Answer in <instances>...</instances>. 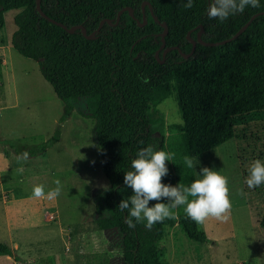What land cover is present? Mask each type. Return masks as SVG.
I'll return each mask as SVG.
<instances>
[{
	"label": "trees",
	"instance_id": "1",
	"mask_svg": "<svg viewBox=\"0 0 264 264\" xmlns=\"http://www.w3.org/2000/svg\"><path fill=\"white\" fill-rule=\"evenodd\" d=\"M36 1L0 0V28L6 12L21 10L14 18L13 48L38 63L55 95L67 104L65 116L74 110L72 103L88 100L90 114L84 117L95 121L100 166L109 182L107 190L97 192L98 228L120 232L125 264H167L158 244L166 227L178 225L191 241L206 244V234L187 217L183 206L174 210L176 219H166L150 230L146 221L129 228L127 211L117 207L132 194L124 176L132 170L131 162L139 150L151 145L157 151L175 153L174 160L166 162L169 175L163 183L190 186L196 176L194 168L184 164V156L201 158L230 142L237 128L264 123V15L233 42L217 47L198 43L188 59L177 50L171 51L163 64L157 59L164 32L159 22L168 26L166 47H178L189 55L191 40H198L201 26L203 42L227 40L253 15L264 12V0H260V7H248L223 22L209 19L212 0H194L190 9L184 7L187 0H42V11L49 18L67 28L82 25L88 35L101 22L110 21L94 40H87L80 30L70 34L43 18ZM144 3L149 5L143 8ZM125 8H131L135 18L125 12L117 22L118 13ZM144 17L146 24L140 27L137 20L143 24ZM163 53H159L160 61ZM2 65L0 56V80ZM173 90L182 125L177 127L178 139L167 148L164 139L154 136L151 111ZM0 139L17 155L28 152L29 157H37L59 141L60 132L33 146ZM260 226L264 228V218ZM0 254L14 257L1 241Z\"/></svg>",
	"mask_w": 264,
	"mask_h": 264
},
{
	"label": "rangeland",
	"instance_id": "2",
	"mask_svg": "<svg viewBox=\"0 0 264 264\" xmlns=\"http://www.w3.org/2000/svg\"><path fill=\"white\" fill-rule=\"evenodd\" d=\"M20 12H6L0 28V138L27 146L48 142L57 132L60 139L45 155L23 164L0 139V241L14 256L0 254V264H125L120 232L101 231L96 223L97 192L107 190L109 182L100 166L95 121L84 117L90 114L88 100L72 103L74 110L65 116L67 104L55 95L38 63L13 48L14 18ZM151 123L155 138L164 139L167 148L178 139L182 119L174 90L152 107ZM197 159L196 179L202 167L228 177L231 216L226 222L210 217L199 225L206 244L191 241L178 225L166 227L158 243L164 261L264 264V185L250 189L245 183L251 163L264 161V123L237 128L230 142ZM57 178L63 184L59 197L32 196L34 186L44 185L47 192Z\"/></svg>",
	"mask_w": 264,
	"mask_h": 264
},
{
	"label": "clouds",
	"instance_id": "3",
	"mask_svg": "<svg viewBox=\"0 0 264 264\" xmlns=\"http://www.w3.org/2000/svg\"><path fill=\"white\" fill-rule=\"evenodd\" d=\"M194 0H187L185 8H192ZM260 7V0H212L208 8L209 19L226 21L230 16L243 13L246 8ZM175 153L155 150L151 145L141 148L137 157L131 162V171L124 176V184L131 189L128 199H123L117 206L122 212L127 211L126 223L129 228L146 221L145 227L152 229L154 225L163 223L166 219H176L175 209L183 206L188 218L198 225L204 224L210 217L221 221L230 219L232 201L230 199L229 179L219 171L202 167L199 179L190 186L163 183L169 175L167 161H172ZM23 164L29 159V153L24 152L16 157ZM187 168H195L200 161L196 157L184 156ZM18 171L22 172L23 167ZM246 178V185L255 189L264 185V161L254 160ZM55 188L45 191L44 185H36L32 196L36 199L53 200L62 194L63 184L59 178L54 181ZM155 203L150 206V202ZM166 201V202H165Z\"/></svg>",
	"mask_w": 264,
	"mask_h": 264
},
{
	"label": "water",
	"instance_id": "4",
	"mask_svg": "<svg viewBox=\"0 0 264 264\" xmlns=\"http://www.w3.org/2000/svg\"><path fill=\"white\" fill-rule=\"evenodd\" d=\"M41 4H42V0H37V1H36V9H37V11L39 12V14H40L43 18H45V19L48 20L49 22H51V23H53V24H55V25H57V26H59V27L65 29V30H66L68 33H70V34H73V33H75L76 31L80 30L81 33H82V35H83L87 40H94V39H95V36H96L97 34H99V32H100L102 26H103L105 23H109V24H111L110 21L105 20V21L101 22L99 28H98L95 32H93L91 35H88V34H87V30H86V28H85L84 26H82V25L74 26V27H72V28H67L63 23L57 22V21H55V20L49 18V17H48L43 11H42ZM146 5H149V4H148V3H144V4H143V8H145ZM150 9H151V11H153V9H152L151 6H150ZM125 12H129L130 15H131L133 18H135L134 15H133V10H132L131 8H125V9L121 10V11L118 13V16H117V22L120 21L122 14L125 13ZM261 15H264V12H263V13H258V14L253 15V16L250 18V20H249V21H248V22H247V23H246V24H245V25H244V26H243V27H242V28H241V29H240L235 35H234V36H232L231 38H229V39H227V40L221 41V42H215V43H206V42H203L202 39H201V35H202V33H203L204 28H203V26H201V30H200V32H199V34H198V40H197L196 42H195V41H192V40L190 39V37H188V39L191 40V42H192L193 48H192L191 53H190L189 55H186V54H184V53L181 51V49L178 48V47H170V48H167V47H166V36H167V34H168V26H167L166 24H162V23H160V22L158 21L157 17L153 14L154 19H155L157 22H159V24H161V26L164 28V32L162 33V46H161L160 50L157 52V59H158V61H159L161 64H163L166 55H167L169 52H171V51H175V50L179 51V53L181 54V56H182L184 59H188V58H190V57L194 54V52L196 51V48H197L198 43L201 44V45H203V46H206V47H217V46H223V45H226V44H228V43H230V42H233V41L237 40V39H238V38H239V37H240V36H241V35H242V34L248 29V27L251 25V23H252L257 17H259V16H261ZM137 23H138V25H139L140 27H143V26L146 24V19H145V17H144V23H143V24H141L140 21H138V20H137ZM161 50H164V53H163V60L160 61V60H159V53H160Z\"/></svg>",
	"mask_w": 264,
	"mask_h": 264
},
{
	"label": "built area",
	"instance_id": "5",
	"mask_svg": "<svg viewBox=\"0 0 264 264\" xmlns=\"http://www.w3.org/2000/svg\"><path fill=\"white\" fill-rule=\"evenodd\" d=\"M49 217H50V220H52V221H53V220H56V216H55V214H50Z\"/></svg>",
	"mask_w": 264,
	"mask_h": 264
}]
</instances>
